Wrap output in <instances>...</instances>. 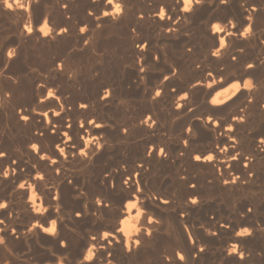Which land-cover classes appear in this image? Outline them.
Listing matches in <instances>:
<instances>
[{"label":"bare ground","instance_id":"6f19581e","mask_svg":"<svg viewBox=\"0 0 264 264\" xmlns=\"http://www.w3.org/2000/svg\"><path fill=\"white\" fill-rule=\"evenodd\" d=\"M0 17V264H264V0H0ZM167 155L205 174L171 214L135 180ZM205 178L247 197L209 220Z\"/></svg>","mask_w":264,"mask_h":264},{"label":"rangeland","instance_id":"374dc122","mask_svg":"<svg viewBox=\"0 0 264 264\" xmlns=\"http://www.w3.org/2000/svg\"><path fill=\"white\" fill-rule=\"evenodd\" d=\"M102 2H106L107 0H101ZM115 3H119L120 0H113ZM208 15H218L219 17H222L220 13H206L204 16ZM236 23V33L239 34L240 31L243 29V25L241 27L240 23H238V20L233 19ZM236 20V21H235ZM221 25H228V20L219 18L218 21ZM47 24H52L50 20H47ZM238 24V25H237ZM239 27V28H238ZM227 28V26H226ZM238 28V29H237ZM239 31V32H238ZM164 34L163 32H159ZM9 31V25L8 22L0 17V44L3 41H6L11 38L12 34L10 35ZM110 39L116 38V32L114 30H110L108 32ZM153 33L151 34V41L154 40ZM153 37V38H152ZM187 37H190L189 46L186 47V50L189 48L190 50H200L201 47H203L206 44V40L203 36H200L198 34V25H192L189 28V31L187 32ZM202 37V38H201ZM257 37V36H256ZM252 36L249 35L248 40H251ZM204 40V41H203ZM240 46L231 45L228 47V50H237ZM244 50H257V38L255 39L254 45L252 47L243 48ZM42 50H47L46 47L42 48ZM108 50H116L115 48L110 47ZM212 50V49H211ZM26 82V83H25ZM25 83V84H24ZM26 85V86H25ZM27 87V79H23L21 83L18 84L17 90L18 92L24 94ZM23 91V92H22ZM181 94H179L180 96ZM136 132V133H135ZM139 133V135H138ZM141 133L140 131H137L136 129L132 131L128 144L130 147V150L135 155L139 153L141 145L145 142L148 137V135H145ZM176 132H173V135H175ZM137 135V136H136ZM146 136V137H144ZM175 137V136H173ZM149 138V137H148ZM131 139V140H130ZM203 143H197L196 149L197 151H202ZM149 149V148H147ZM158 153V151H157ZM146 154H148V150H146ZM177 156H180V152L176 154ZM165 163L161 166H158L154 172L152 171L151 167L148 166L146 169V172L149 174L147 177L141 181L139 177H136L140 189L143 193L148 194L150 196L154 195L155 197H169L171 204L170 209L167 211L169 214L173 212H181L180 209L182 206L187 204L190 197L186 195V190L191 187V185H194L193 188L198 187V183L194 182V180L200 181V176H204L205 174L194 169L191 166V163L189 160H183L182 162H178L175 159L174 155H167L165 157ZM156 171V172H155ZM153 172V173H152ZM165 179V181L169 182L168 184L161 185V180ZM187 178V179H186ZM205 178L204 181H202V187L200 188L201 191V203H204L208 215L207 218L215 219L216 217H226L227 212H225L228 209H231L233 207H236L239 205L240 200L247 197V195H243L240 192L232 193L229 191H226L222 188V185L216 184L212 179ZM213 182V183H212ZM197 186V187H196ZM240 194V195H239ZM249 196V195H248ZM1 203V201H0ZM212 212V214H211ZM180 214V213H179ZM181 215V214H180ZM179 215V216H180ZM210 215V216H209ZM212 215V216H211ZM245 214H239V218L245 217ZM191 220L193 221V224L196 228H203L206 226L207 221L203 219V216L199 213H192L191 214ZM198 218V219H197ZM195 220V221H194ZM200 220V221H199ZM199 221V222H198ZM203 224V225H201ZM201 225V226H200ZM186 227L189 229L190 225H186ZM244 228V227H242ZM164 243H169L170 240H166L164 238ZM208 255L205 257L206 259H211L212 261H215V264H223L222 262L218 261L215 257V255L210 251L207 253Z\"/></svg>","mask_w":264,"mask_h":264},{"label":"snow or ice","instance_id":"6c2138e0","mask_svg":"<svg viewBox=\"0 0 264 264\" xmlns=\"http://www.w3.org/2000/svg\"><path fill=\"white\" fill-rule=\"evenodd\" d=\"M186 2H191V0H186ZM197 2H199V0H197ZM5 3H7V0H5ZM108 3H109V4H112V3H113V0H108ZM7 6H8L9 8L12 7L11 4H8ZM105 15H108V13H105ZM217 31L222 32L223 29L220 28L219 26H217ZM249 67H251V65H250ZM234 87L237 88V89L239 90L240 85H239V84H236V85H234ZM244 87H249V84L244 85ZM158 94H159V93H158ZM213 103H217V101L214 100ZM196 159L199 160L200 157H196ZM208 159L211 160V159H213V157H208ZM4 207H6V205H5ZM45 231H48V229H45ZM106 238H107V237H106ZM180 259L182 260V259H183V256H181Z\"/></svg>","mask_w":264,"mask_h":264}]
</instances>
